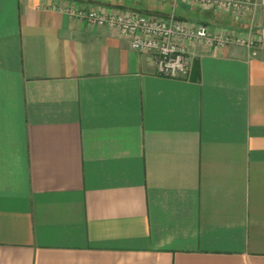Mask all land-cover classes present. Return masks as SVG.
<instances>
[{
  "label": "crops",
  "instance_id": "crops-1",
  "mask_svg": "<svg viewBox=\"0 0 264 264\" xmlns=\"http://www.w3.org/2000/svg\"><path fill=\"white\" fill-rule=\"evenodd\" d=\"M258 56L198 46L158 73L110 26L175 12L210 33L249 15L179 1L0 0V264H264V0Z\"/></svg>",
  "mask_w": 264,
  "mask_h": 264
},
{
  "label": "built area",
  "instance_id": "built-area-1",
  "mask_svg": "<svg viewBox=\"0 0 264 264\" xmlns=\"http://www.w3.org/2000/svg\"><path fill=\"white\" fill-rule=\"evenodd\" d=\"M179 1L215 12L235 11L248 14L250 25L245 31L208 32L204 23L193 24L182 20L174 11L165 16L130 11L107 13L97 7L80 11L78 17L98 26H110L129 38L133 50L151 54L158 73L167 78H180L190 69L191 57L198 46L216 45L230 47L239 45L249 51V56H258L261 47L253 17L258 8L257 0H159Z\"/></svg>",
  "mask_w": 264,
  "mask_h": 264
}]
</instances>
